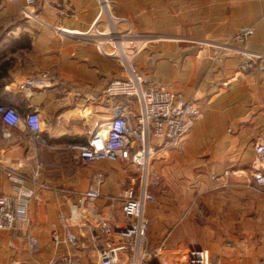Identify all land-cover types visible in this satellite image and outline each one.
Instances as JSON below:
<instances>
[{
  "label": "crops",
  "instance_id": "crops-1",
  "mask_svg": "<svg viewBox=\"0 0 264 264\" xmlns=\"http://www.w3.org/2000/svg\"><path fill=\"white\" fill-rule=\"evenodd\" d=\"M111 4L132 27L208 40L198 49L169 38L149 44L136 58L146 83L165 84L201 109L178 146L153 141L157 153L147 186L156 199L145 207L149 249L158 247L165 260H183L191 248H202L207 264H264V189L254 175L264 172L255 151L264 138V60L244 69L240 50L264 51V0ZM97 14V0H0V27L7 33L0 49V104L23 117L8 126L0 116V195L14 191L10 169L23 173L36 192L29 230H0V264H47L66 253L97 264L99 248L109 241L102 222H129L119 195L128 182L140 192L141 172L133 161H85L71 147L112 117L117 100L135 114L140 110L135 98L103 94L107 82L125 75L119 60L66 31L88 29ZM244 25L253 26L254 35L234 40L233 49L215 57L221 41ZM33 110L43 120L37 133L24 121ZM91 186L101 192L95 200L83 196ZM68 230L75 243L67 240ZM121 255L128 259L126 250Z\"/></svg>",
  "mask_w": 264,
  "mask_h": 264
},
{
  "label": "built area",
  "instance_id": "built-area-1",
  "mask_svg": "<svg viewBox=\"0 0 264 264\" xmlns=\"http://www.w3.org/2000/svg\"><path fill=\"white\" fill-rule=\"evenodd\" d=\"M35 1L27 0V3L34 4ZM97 2L100 9L88 29L66 31L75 34L80 40L93 42L100 53L119 60L125 75L107 82L103 94L109 100L124 96L135 98L140 104V110L135 114L127 108L124 100H117L112 106V117L93 129L87 141L73 143L71 147L85 161L132 160L142 178L139 193H136L134 182H130L123 186L119 195L122 213L129 218V222L123 225H115L108 220L102 222V229L109 241L99 248L97 264H207L206 252L202 248H191L183 260H165L160 257L158 249H149V219L145 215L147 203L156 199L147 186L150 163L157 153L153 141L160 140L167 147L178 146L194 128L201 109L195 100L165 84L145 82L134 61L138 53L137 40H134L137 35L129 19L114 13L110 0ZM122 23L127 25L124 27ZM254 33L253 26L244 25L235 31L232 38L246 42ZM127 42L130 44L126 46ZM240 50L245 58L242 64L244 69L252 65V60H264V51L246 47ZM32 81L49 85L44 79ZM0 116L8 126H15L23 120L16 108L7 104H0ZM24 121L33 132H40L43 128L41 115L35 110L29 112ZM255 151L264 164V138L256 141ZM8 176L14 191L0 195V230H14L19 226L28 231L32 224L30 205L36 192L26 184L23 173L10 169ZM255 180L264 189V172H257ZM100 195V190L94 186L83 194L88 200H95ZM60 220H63V216H60ZM55 238L58 240L56 234ZM31 239L34 242L33 236ZM116 239L125 241L115 242ZM67 240L76 242V236L71 230L67 231ZM124 250L128 252V259L122 258L121 252ZM47 264L88 263L77 255L66 253Z\"/></svg>",
  "mask_w": 264,
  "mask_h": 264
},
{
  "label": "rangeland",
  "instance_id": "rangeland-1",
  "mask_svg": "<svg viewBox=\"0 0 264 264\" xmlns=\"http://www.w3.org/2000/svg\"><path fill=\"white\" fill-rule=\"evenodd\" d=\"M111 1V0H110ZM100 9V6L98 4V11ZM111 10L117 15V16H120V17H125L127 18V16H124V15H121L119 13H117L115 10H114V7L112 6L111 4ZM22 11L24 13H27V9H26V6H22ZM133 23V22H132ZM134 24V23H133ZM134 27V30L133 32L135 33V35H137V38L134 39V40H137V55L143 50L146 48V46H148L149 44H160L163 40H166V39H175V40H180L181 42H184L185 44H191L192 46L194 47H197L198 49L202 48L203 46L206 45V43H208V40L206 41V38L204 37H196V36H189V35H184V34H181V35H178V34H171L169 32H166V31H145L143 30L142 28H139L136 24L133 25ZM125 27V25H124ZM4 31V30H3ZM6 31V30H5ZM236 31V30H235ZM235 31L230 34L229 36H227V38L225 40H222L221 41V44L220 45L221 47H218V49L216 50V53H215V57L217 58H220L222 55H223V52L225 49H230V48H234V40L232 38V35L235 33ZM138 34L140 36H138ZM209 42H213V41H209ZM220 44V42H217V46ZM130 43L127 42L126 43V46L129 45ZM131 46H133V43L131 44ZM137 55L135 57V64H136V58H137ZM244 59L245 58H242L241 59V64H243L244 62ZM259 60V59H258ZM257 172L254 173V175L256 174ZM150 176V174H149ZM125 183V182H124ZM129 183V182H128ZM126 183V184H128ZM125 184H123L124 186ZM149 229H150V222H149V227H148V231L147 233H149ZM148 236V234H147ZM155 249H158V247H153L152 250H155Z\"/></svg>",
  "mask_w": 264,
  "mask_h": 264
},
{
  "label": "trees",
  "instance_id": "trees-1",
  "mask_svg": "<svg viewBox=\"0 0 264 264\" xmlns=\"http://www.w3.org/2000/svg\"><path fill=\"white\" fill-rule=\"evenodd\" d=\"M6 35H7L6 31H3V29L0 27V49L3 48V45H5L2 43V41H3V37ZM9 38L11 39V36ZM19 40H21V38ZM17 41L18 40H14L15 43H17ZM26 41H27V39L25 41L21 40V42L24 46L27 45Z\"/></svg>",
  "mask_w": 264,
  "mask_h": 264
}]
</instances>
